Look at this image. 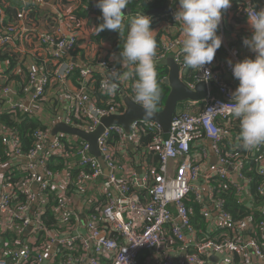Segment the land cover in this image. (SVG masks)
<instances>
[{
  "label": "built area",
  "instance_id": "2783aa9c",
  "mask_svg": "<svg viewBox=\"0 0 264 264\" xmlns=\"http://www.w3.org/2000/svg\"><path fill=\"white\" fill-rule=\"evenodd\" d=\"M14 1L23 2L21 8L14 7ZM60 1L79 4L89 17L101 12L96 0ZM46 3L47 0H0V54H8L12 46L23 48L25 43L38 40L51 50V58L57 65L53 71L24 70L17 63L16 69L8 59L0 57V114H9L16 121L20 116L36 118V114L42 113V107L38 110L36 107L44 102L51 87L55 83L65 84L79 74L77 89L61 96L67 106L58 123L93 133L102 118L125 111L123 101L103 108L90 93L99 72L103 73L99 91L103 96L114 97L106 94L107 77L99 64L106 65L108 72L119 70L111 60H101L96 66H87L88 69L77 62L64 61L77 51L79 38L70 26L67 30L61 25L39 29L32 18L33 11ZM232 3L247 23L244 9L251 5L259 11L255 0H232ZM172 4L169 15L155 18L145 14L151 17V28L158 25L155 24L158 20L170 22L171 18L181 24L174 18L180 8L179 0H172ZM140 13L131 11L129 20ZM126 24L124 19L122 29ZM219 26L223 32L222 20ZM251 35L252 32L247 37L240 36L241 44ZM182 40V35L174 41L166 40L155 63L174 55L184 77L189 68L183 62ZM224 48L227 55L221 69L205 65L211 70L210 80L200 79L203 72L196 69L195 83L188 86L194 91L197 84L205 82L209 95L203 106L189 102L196 108L188 105L177 112L167 141L161 128L151 122L134 123L130 133L121 127L105 130L98 144L106 170L90 154L89 144L79 138L63 134L54 138L52 129H38L31 148L26 150L20 130L0 123L5 159L0 166L10 161L24 162L18 170L21 178H17L16 172L0 179V264H225L226 258L227 264H264V144L248 150L249 158L260 163L258 173L263 178L257 191L261 201L256 204V196L250 191L251 180L243 172L244 160L224 153L229 130L220 122L230 124L237 120L225 104L231 102L239 84L228 61L233 64L242 61L236 46ZM13 76L16 78L10 81ZM118 85L120 95L130 96L124 85ZM80 120L86 125L78 126ZM147 131L159 134L154 149L159 153L161 165L159 170L150 169L142 158L136 163L142 165L139 176L129 150L131 147L137 150L142 134ZM202 136L211 141L217 159L207 175L208 191H203L200 178L201 161H210V152L206 146H200V158L192 152V141ZM59 158L65 161L66 169L51 171L49 163ZM97 180H103L99 197H92L87 191L57 188L63 185L66 189H78ZM219 181L233 188L239 204L248 209L249 213L240 220L227 209L225 191L215 185ZM84 202L86 206L82 209L80 204ZM194 207L204 218L203 228L192 222Z\"/></svg>",
  "mask_w": 264,
  "mask_h": 264
},
{
  "label": "clouds",
  "instance_id": "9594fccd",
  "mask_svg": "<svg viewBox=\"0 0 264 264\" xmlns=\"http://www.w3.org/2000/svg\"><path fill=\"white\" fill-rule=\"evenodd\" d=\"M128 4L129 0H96V7L102 12V17L98 18L102 19V23L97 26L99 32L115 30L122 35L120 30L125 16L122 10ZM179 5L174 18L181 22L183 62L186 67L203 72L200 79L207 82L211 79V70L205 65L211 64L221 47L222 38L217 34L218 27L223 11L231 7L232 0H179ZM244 11L252 35L244 38L243 44L255 58H246L234 64L228 61L233 77L239 84L231 95V102L225 105L239 120L238 138L241 146L251 150L264 144V9L256 11L249 5ZM151 22V17L144 13L137 14L131 20L118 61L127 71L108 72L106 65L99 64L107 77L104 89L108 95L114 96L119 91L117 79L136 77L133 85L134 101L142 107L145 119L153 117L161 98L155 65L156 31L151 28Z\"/></svg>",
  "mask_w": 264,
  "mask_h": 264
},
{
  "label": "crops",
  "instance_id": "0c3cea01",
  "mask_svg": "<svg viewBox=\"0 0 264 264\" xmlns=\"http://www.w3.org/2000/svg\"><path fill=\"white\" fill-rule=\"evenodd\" d=\"M16 3L23 4V2L14 1L13 5ZM255 3L259 11L261 9H264V0H255ZM130 16L131 13H128L124 16V19L127 21L126 26L128 25ZM99 17V14L95 15L94 17H89L81 9L80 5L73 1L65 3L64 1L60 0H47V3L45 5L38 6L33 11L32 15V18L35 19L41 31H44L46 29H53L56 26L61 25V28L63 30H67V27L69 28L70 26L71 30L76 32L79 38L78 49L74 53V55H68L64 61H76L77 63L80 62L85 66H96L101 60H111L113 61V64L118 65L119 53L123 49V46L118 47L117 38H114L111 35L109 36V33H106L108 35L107 37L102 36V32H99L96 24V19ZM221 20L223 24L225 22V27L223 26V29L225 28L226 30L225 33L222 32V29L219 26L221 29V34L219 36L222 38L221 45L223 47L236 46L240 51L242 61L246 58L254 59L255 56L252 52H250L248 47L242 44H235V41L239 40V35L242 37H247L251 34V30L247 21H245V19L241 16V13H237V7H235L233 3L229 9L223 11ZM155 24H158L157 26L154 25L152 27V29L156 31L155 38H157V36L161 32L165 33L163 35L164 41L167 38L166 36L171 38H177L182 35L180 27L181 24L178 25L172 20L170 22H161V20H158ZM50 52L51 50L48 47L41 44L40 41L34 40L31 43H25V46L23 48H19L17 45L10 47L8 55L10 57H15L14 61L12 62L13 66H17V63H20L21 67H23L24 70L28 68H39L44 71H53L57 65L52 60ZM158 53L159 47L157 46V54ZM226 55L227 53H224L222 55V53L220 54V52L217 50L214 60L211 62L210 65L214 68H221V66L226 60ZM17 68L18 66L16 67V69ZM227 81L231 85L234 84L230 79H227ZM118 83L122 87L124 85L126 91L128 92L133 89V85L135 82H133L131 78H129L125 80V82ZM77 87V75H74L65 84L55 83L51 87L44 102L40 103V106L38 105L36 107L37 110L42 107V113L40 115L36 114V119L42 121L43 124L48 128L53 129V127L59 122V119L62 115V111L67 106V102L62 99L63 94H66L69 91H74L77 89ZM116 94H120L119 91ZM188 105L192 106L189 102L186 106ZM58 107H60L59 110ZM192 108L196 107L192 106ZM200 146H206L211 156L210 161H201L202 174L200 178V184L203 187V191H208L207 175L216 166L217 159L214 157L213 152L211 150V141L205 140L203 138H194V140L192 141V152L196 157L200 158L201 156V152L199 151L201 148ZM135 151L136 150H134L133 147H131L129 150V152ZM23 165L24 162L18 161H10L3 163V165L0 166L1 181L4 180L5 176L9 173L14 174L17 172V178H21L22 175L20 172H18V170L19 167ZM135 165V167L138 168V175L141 176L142 165ZM39 174L43 176L42 171H39ZM57 188L58 191H87L88 194L93 195L92 197H99L101 196V191H103V180L90 182L83 188L78 189L75 187L66 189L63 185H59L57 186ZM85 206V202L83 204H80V208L82 209Z\"/></svg>",
  "mask_w": 264,
  "mask_h": 264
},
{
  "label": "trees",
  "instance_id": "16d2710c",
  "mask_svg": "<svg viewBox=\"0 0 264 264\" xmlns=\"http://www.w3.org/2000/svg\"><path fill=\"white\" fill-rule=\"evenodd\" d=\"M168 0H129V4L127 6L128 9L132 10V13L135 14L137 12H141L144 14H148L154 10H157L164 6V4ZM7 12L10 15H13V11L11 9H8ZM99 16L102 17V12L99 13ZM99 17V18H100ZM174 20L173 18H171ZM96 24L97 26L102 23V19H96ZM174 22V21H173ZM131 23V20H129L128 25L125 26L122 29V35H120L119 32H116L114 30H108L105 29L102 32V36L107 37L108 35L106 33H109V36L111 35L114 38H117V46H123L125 38L128 33V28ZM178 24V23H176ZM180 25V24H178ZM181 27V25H180ZM224 27H225V22H224ZM98 29V28H97ZM99 30V29H98ZM223 32L225 33L226 30L225 28L223 29ZM165 33L161 32L157 38H156V43L157 46L159 47V52L162 50L163 43L166 40H175V38H171L166 36V40H163V35ZM218 35L221 34V29L218 27ZM240 37V35L238 36ZM236 45H241V42L239 40L235 41ZM220 54L222 55L225 53L226 54V49L221 45V47L218 49ZM74 55V53H72ZM1 59H8L11 63L14 61L15 57H10L8 54L2 55L0 54ZM156 65V72H157V79L159 83V87L161 89V98L158 104V109L156 112H160L167 101L168 95L170 93L169 86L166 85L165 81L169 76V69L162 65V62L155 63ZM116 68H118V72H124L127 71V69L122 68L119 64H114ZM221 69V68H219ZM103 73H96L95 75V82L93 84V90H91V94L95 97L97 100L99 106L106 108L109 107V105H117V104H122V95L120 94H115L114 97H106L103 96V94L99 91L100 85L103 81L102 77ZM197 74L196 69H188L187 73L184 75L183 79L187 84H193L195 83V77ZM79 77V74L77 75V78ZM16 78V76L11 77L9 80L11 81L12 79ZM133 82H135L136 77H130ZM123 82V80L117 79L116 82ZM130 96L134 97V92L133 89L127 92ZM189 102V101H188ZM188 102H185L183 104H180L179 109H182L184 105L186 106ZM199 105L203 106V102L198 103ZM47 105V104H46ZM60 107H58V110ZM177 111V112H178ZM177 114V113H176ZM19 121H16L11 115L9 114H0V123H6L9 126H15L17 127L22 135L24 146L26 147V150H29L32 146L33 143V134L36 130L38 129H46L48 128L43 124L42 121L37 120L36 118L34 119H24L23 116L18 117ZM78 126H84L86 123L83 120H80L77 123ZM220 125L223 126L224 128H227L229 130V138L225 142L224 146V153L231 154L235 156L236 158H239L241 160H244L245 163V169H244V175L251 180V186H250V191H252L253 196H256L255 203H260V198L257 195V191L259 186L263 182V178L259 175L258 173V168H259V162L255 161L252 158H249L248 156V150L244 149L241 146V142L238 138L239 136V120L237 119L236 121H232L230 124L220 122ZM159 134L154 131H147L145 134H142L140 144L135 152H130V156L134 159L135 164L140 160L144 159V162L150 167V169H156L159 170L161 162H160V157L158 151L154 149L156 146L155 140L156 137ZM231 136V137H230ZM203 138V136L201 137ZM64 144L69 147L67 144V140L64 139ZM76 150V148H74ZM3 153H2V141L0 139V161H4L5 159L2 158ZM67 167L65 161L61 158L59 159H54L49 163V169L53 172L56 171H63ZM76 175V172L75 174ZM17 181V180H15ZM215 185L218 187L220 191H225L224 197L227 199V209L230 211L231 214H233L235 219L240 220L243 218L245 215L249 213L248 209L243 207L242 205L239 204L238 200L235 197V194L233 191H235L233 188H231L226 182H215ZM227 191V192H226ZM193 216H192V222L197 228H203L205 226V221L204 218L200 215L199 209L197 207H194L193 209Z\"/></svg>",
  "mask_w": 264,
  "mask_h": 264
},
{
  "label": "water",
  "instance_id": "95a60500",
  "mask_svg": "<svg viewBox=\"0 0 264 264\" xmlns=\"http://www.w3.org/2000/svg\"><path fill=\"white\" fill-rule=\"evenodd\" d=\"M172 0H168L164 6L148 13L149 16L155 18L169 15L172 11ZM125 15L131 13V9L122 10ZM177 53V50L174 51ZM76 63V61H74ZM79 64L83 69H88L87 66ZM162 65L169 69V76L165 83L169 86L170 93L168 95L166 104L160 112H155L152 118L145 119L142 107L137 104L134 99L127 95H122L123 102L125 104V111L123 114L112 115L102 118L100 126L93 133L87 132L83 129L69 126L63 122L57 123L52 129L53 137H57L60 134L76 137L80 140L87 142L90 146V154L98 159L103 169L106 170V163L103 159L102 153L99 149L98 141L103 135L106 129L111 127H121L126 133H130L134 123L139 121L151 122L157 124L162 131L163 138L167 141L170 137V130L173 122V118L176 115L180 104L185 102H197L201 103L205 101L209 95L208 87L205 82L199 83L196 89L193 91L189 88L188 84L184 81L181 68L175 61L174 55L168 56ZM38 188V184L35 185V189Z\"/></svg>",
  "mask_w": 264,
  "mask_h": 264
},
{
  "label": "rangeland",
  "instance_id": "374dc122",
  "mask_svg": "<svg viewBox=\"0 0 264 264\" xmlns=\"http://www.w3.org/2000/svg\"><path fill=\"white\" fill-rule=\"evenodd\" d=\"M13 6L16 7V8H21L22 3H16V4H14Z\"/></svg>",
  "mask_w": 264,
  "mask_h": 264
}]
</instances>
